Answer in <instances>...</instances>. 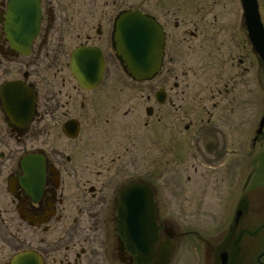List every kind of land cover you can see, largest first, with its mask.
Here are the masks:
<instances>
[{"label":"flooded vegetation","instance_id":"obj_1","mask_svg":"<svg viewBox=\"0 0 264 264\" xmlns=\"http://www.w3.org/2000/svg\"><path fill=\"white\" fill-rule=\"evenodd\" d=\"M10 1L0 0V264H158L167 241V264H264V58L241 0L134 10L163 34L158 71L140 81L115 55L123 0H29L18 10L29 18L38 6L28 45L30 25L9 18ZM83 24L93 37L78 33ZM81 47L103 58L90 91L70 70ZM111 67L126 79H106ZM135 186L151 195L150 258L119 234L144 226L143 199L123 196ZM182 236L185 255L176 256Z\"/></svg>","mask_w":264,"mask_h":264},{"label":"water","instance_id":"obj_2","mask_svg":"<svg viewBox=\"0 0 264 264\" xmlns=\"http://www.w3.org/2000/svg\"><path fill=\"white\" fill-rule=\"evenodd\" d=\"M28 1L11 0L9 3V18L13 19L15 16L17 24L25 22L30 25L31 35L27 40V45L29 40H32L36 35L39 22V10L36 4L33 6V13L29 18L27 13L18 12L19 9L27 8L25 2ZM241 7L246 25L250 31L254 32L251 42L255 47V51L260 57L264 58V33L259 20L256 0H241ZM28 8L30 7L28 6ZM16 41L19 42L21 39L17 37ZM162 41V31L151 18L132 11H126L116 20L114 32L116 55L121 59L125 73L134 81L150 80L156 74L161 60ZM70 70L81 89L85 91L95 89L101 82L104 70L101 53L96 48H78L71 55ZM66 128L74 132L76 126L68 123L65 126ZM131 192H135L138 199L144 201L142 215L144 226L139 230L121 231L119 229V234L126 240L128 248L133 254L138 253L145 258H150L153 244L157 240V229L154 225L153 214H151V195L147 188L135 186L126 190L123 196H129ZM142 192H144L143 195ZM119 218L121 220V215ZM120 227L121 223H119ZM171 251L170 241L163 242L159 248L160 259L158 264H167Z\"/></svg>","mask_w":264,"mask_h":264},{"label":"rangeland","instance_id":"obj_3","mask_svg":"<svg viewBox=\"0 0 264 264\" xmlns=\"http://www.w3.org/2000/svg\"><path fill=\"white\" fill-rule=\"evenodd\" d=\"M99 1H102V0H99ZM118 1H120V0H118ZM158 0H123V2H124V6H123V9H126V10H137V11H142V12H150V13H152L151 11H152V8H153V5L154 4H156V2H157ZM261 1H263V4H262V8H263V11H264V0H261ZM101 8V7H100ZM103 10H104V8H103ZM105 10H107L108 11V16H110L112 13L113 14H116V9L114 8V9H112V10H110V9H105ZM84 25V27H83V29L82 30H77L78 31V33H84V32H86L87 34H89L91 37H93V35H94V30H92V32L90 31V32H88V28H90V27H92L93 26V24L92 25H90V24H83ZM107 29V28H106ZM70 33H72L71 31H70ZM82 34H81V37L78 39V40H75V41H73L72 42V40L71 41H69V43H68V52H69V50L70 49H74V44H77V43H83V37H82ZM68 54V53H67ZM110 57V56H109ZM110 60L111 61H109V63L108 64H111L112 62H113V59H112V57H110ZM65 61H66V57H65ZM108 76V77H107ZM106 76V79H116V80H120V81H124L125 79H126V77L123 75V73H122V71L120 70V69H118L117 67L115 68H110L109 69V73H108V75ZM101 91V90H100ZM100 91H97V92H95V96H97V95H100L101 93H102V91H103V89H102V91L100 92ZM139 120H141V118H142V120H144V119H146V117H145V115H144V110L143 111H140V116H139ZM81 120H82V123L83 124H85V128H87V123H88V119H85V118H83V117H81ZM101 123L103 122V120H101L100 121ZM140 122V121H139ZM224 159L226 160V161H230L231 160V156H230V154L228 155H226L225 157H224ZM221 175H222V177L224 178V176H225V172H222L221 173ZM184 178L182 177V179L181 180H183ZM179 182H180V179H179ZM183 182V181H182ZM219 192H221V191H223V189H222V185H219ZM210 193H211V191H210ZM212 194V193H211ZM211 194H209L210 196H211ZM210 196L209 197H207L208 199H206V200H204V203H207V207H209L210 206V203L211 202H214V200L212 201L211 200V198H210ZM219 205H218V208L220 209V207L221 206H223L222 205V200H218V202H217ZM230 207V206H229ZM228 207V208H229ZM221 210V209H220ZM178 233H186L184 230H180ZM183 236H182V238H181V247L178 249V251H177V253H176V256H180V255H185V249H184V244H183V241L185 242V240L187 239H184L183 240ZM189 240V239H188Z\"/></svg>","mask_w":264,"mask_h":264}]
</instances>
